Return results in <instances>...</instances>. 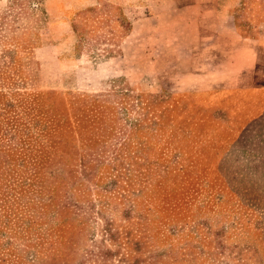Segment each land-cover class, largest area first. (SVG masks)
<instances>
[{
	"label": "rangeland",
	"instance_id": "374dc122",
	"mask_svg": "<svg viewBox=\"0 0 264 264\" xmlns=\"http://www.w3.org/2000/svg\"><path fill=\"white\" fill-rule=\"evenodd\" d=\"M190 1L196 7L158 8L155 0L32 1L15 32L30 44L15 50L8 69L18 84L4 80L38 96L45 108L63 101L64 127L74 132L90 126L91 111L103 104L106 130L93 139L112 148L101 156L105 163L94 182L112 180L108 161L125 137L128 155L144 141L149 157L169 164L165 178L162 171L134 198L129 187L106 194L84 181L82 191L73 189L85 207L87 239L102 240L105 219L121 231L125 213L140 226L141 213L148 217L150 243L137 253L139 264H264V0H217L220 16L227 14L223 24L213 15L200 18L201 0L179 3ZM8 2L0 0V14ZM76 101L83 125L70 115ZM136 118L144 121L134 132ZM2 186L0 264H37L39 252L27 239L36 237L34 224L19 233L21 206L10 204L12 191ZM103 243L108 257L87 264H121L122 244Z\"/></svg>",
	"mask_w": 264,
	"mask_h": 264
},
{
	"label": "trees",
	"instance_id": "16d2710c",
	"mask_svg": "<svg viewBox=\"0 0 264 264\" xmlns=\"http://www.w3.org/2000/svg\"><path fill=\"white\" fill-rule=\"evenodd\" d=\"M8 1L0 14V189L2 184L9 186L14 198L10 204L21 206L17 215L19 233L25 235L28 226L34 224L32 231L36 237L27 239L32 241L29 246L39 252L37 264L102 262L109 255L104 248L105 240L122 244L126 255L120 258L121 264H139L141 258L137 253L150 243V233H147V224L146 227L144 225L148 217L139 213L138 223L141 225L136 226L125 213L126 224L122 225L121 231L113 228L111 220L105 219L102 240L87 239L86 219L83 221L84 216L81 215L85 213V207L76 198L73 189L82 191L84 181L93 182L97 192L106 194L117 190V187H129L128 191L134 198L151 187L162 171L165 178L169 164L149 157L144 141L137 142L134 153L128 155L131 140L125 137L118 151L112 150L113 157L108 161L112 180L102 185L94 182L98 168L105 163L101 156L112 148L110 144L103 146V143L93 139L99 135L98 130H106L102 124L107 110H100L98 101L91 111L90 126L85 129L77 127L74 132L71 127H64L68 113L61 111L63 101H55L56 108H45L38 96L30 97L16 91L4 80L8 77L11 78L8 80L14 79L8 69L13 64L15 50L18 47L27 48L30 44V40L16 36L15 32L20 27L18 23L28 15L30 3L40 0ZM125 26L127 28L128 23ZM235 27L241 36H247L241 33L238 22H235ZM11 83L18 84L15 79ZM83 100L84 103L93 101ZM138 103L141 104L142 100ZM81 111V105L76 101V105L71 106L70 115L75 121L81 120L79 124L83 125L85 114L80 115ZM95 117L96 122L92 121ZM143 121L144 118H136L131 123L134 132L142 128ZM86 133L88 138L84 137ZM25 197L28 200L24 201ZM101 201L102 208L108 209L110 203L106 199ZM71 223L74 225L69 226ZM24 224L26 228L22 230ZM86 240L90 244L83 248ZM134 253L135 256H132ZM149 256L154 258L153 254ZM151 264H156L155 259Z\"/></svg>",
	"mask_w": 264,
	"mask_h": 264
},
{
	"label": "crops",
	"instance_id": "0c3cea01",
	"mask_svg": "<svg viewBox=\"0 0 264 264\" xmlns=\"http://www.w3.org/2000/svg\"><path fill=\"white\" fill-rule=\"evenodd\" d=\"M156 1V5H158V8L163 7V6H175L173 8H179L181 7L182 9H191L196 7L195 2H186V3H182L180 4L179 2H181L182 0H155ZM195 1V0H192ZM213 0H201V4L199 5L201 12L199 13V16L201 15L200 18L207 16L206 18H211V15H213V18H217V22H219V24H223L224 22L227 21V14L225 15H221L218 13V1L216 3V1ZM182 5V6H180ZM211 8H213V12L211 10ZM194 17V16H193ZM199 18V17H198ZM220 20V21H218ZM195 25V22L193 23V26ZM233 32H235L234 27L232 28ZM239 39V38H238ZM253 67L255 68V76L254 77H258V65H256L255 60L253 63ZM244 70V69H242ZM253 77V76H252Z\"/></svg>",
	"mask_w": 264,
	"mask_h": 264
}]
</instances>
